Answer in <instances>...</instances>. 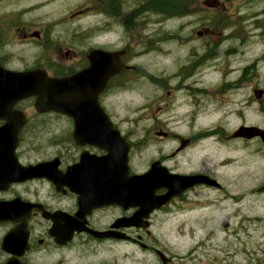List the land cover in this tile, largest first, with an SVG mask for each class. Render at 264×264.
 Wrapping results in <instances>:
<instances>
[{
    "label": "flooded vegetation",
    "instance_id": "af4514ba",
    "mask_svg": "<svg viewBox=\"0 0 264 264\" xmlns=\"http://www.w3.org/2000/svg\"><path fill=\"white\" fill-rule=\"evenodd\" d=\"M158 2L95 0L85 6L86 10H100L105 19L113 18L122 8L135 5L132 9L148 11L153 4L161 5L167 16L169 5L165 0ZM176 6L180 17H199L201 28L194 36L164 35L165 46L171 39L180 46L193 43L187 50L191 63L174 73L163 74L167 106L162 120L164 127L142 132L140 138L123 131L105 106L106 97L112 92L128 91L136 72L128 45L117 47L95 42V37L104 34L100 31L91 34L89 46L78 54L73 46L64 47L62 42L57 46L51 25L41 27L0 19V65L6 70L43 68L51 76H71L91 65V51L98 48L123 50V60L129 65L109 76L98 98L124 138L120 145L127 146L125 177L117 173L118 164L109 160L107 164L99 162L108 151L89 143L77 145L71 117L56 111H39L35 98L17 101L14 114L0 116V128L10 127L8 138H0V264H185L161 240L164 233L160 235V231L170 218L194 212L203 218L211 217L216 214L213 205L218 198L240 203L246 194L263 197L264 184L250 186L242 192H234L231 183L224 185L225 180L218 176L216 158L209 150L217 144L229 147L240 144L242 149L252 143L264 147L259 136L233 137L241 126L264 128V124H249L248 117L239 114L237 117L242 122L231 127V97L239 95V87L245 85V104L249 102L246 72L250 66L232 65L233 59L241 57L250 47L246 35L231 19H218L215 16L218 9L210 5L212 12H206V5L201 7L197 0H179ZM168 19L169 16L165 20ZM77 41L85 44V39ZM205 70L218 72L219 81L207 82ZM234 74L236 79L230 78ZM47 117L50 121L67 120L66 147L58 149L54 142L47 151L35 145L36 123H44ZM184 120L190 122L188 133L176 130L171 124ZM150 140L155 153L145 156L141 151ZM192 148L199 155L196 164L188 155ZM39 164L44 168L31 170ZM228 164L231 163L221 165ZM153 166L157 173L166 175L165 179L152 184L137 179ZM171 175H196L205 179L190 180L187 184ZM224 216L228 217L227 230H231L234 214ZM240 218L235 232H247L249 223L264 221L259 215L246 214ZM245 264H264V260Z\"/></svg>",
    "mask_w": 264,
    "mask_h": 264
},
{
    "label": "rangeland",
    "instance_id": "374dc122",
    "mask_svg": "<svg viewBox=\"0 0 264 264\" xmlns=\"http://www.w3.org/2000/svg\"><path fill=\"white\" fill-rule=\"evenodd\" d=\"M93 1L95 0H0V19L40 24L41 27L51 25L57 46L61 45L60 42L64 43V47L73 46L78 54L89 46L91 34L100 31H104V34L100 38L95 37V42H105L117 47L128 45L131 48V62L137 66L136 72L129 82L127 92H112L106 97V110L123 131L139 138L142 132L162 130V120L167 110L163 74L189 67L191 60L187 50L193 44L180 46L171 39L169 45L165 46L163 37L166 34L197 35L201 28L198 21L200 18L190 15L180 17L176 6L178 0H165L169 5L167 16L161 5L153 4L148 11L144 8L132 9L135 5L122 8L118 15L105 19L106 16L100 10H86L85 3ZM197 1L201 7L206 5V12L213 11L209 5L218 9L215 14L218 19L228 18L232 24L239 25L246 35L245 40L249 42L247 52L232 61L235 67L247 64L250 67L246 72L249 102L248 105L245 104V85L239 87V95L231 97V127L242 122L237 117L239 114L246 115L249 124H264V0ZM168 16L169 19L165 20ZM78 38L85 39V44L77 41ZM164 49H168L167 52ZM205 71L207 82L219 81L218 72ZM236 77L237 74L230 76L232 79ZM255 89L263 90L261 99L256 98ZM171 124L176 130L186 133L190 128L187 120ZM68 126L64 118L50 121L47 117L44 123H36L35 145L47 151L54 142L58 149L66 147ZM151 142L148 141L141 151L145 156L155 153ZM209 150L216 158L219 178L225 180L224 185L231 183L234 192L248 191L250 186L264 184V147L252 143L242 149L240 144L230 147L217 144ZM188 155L192 157L194 164L198 163L199 155L195 148L188 150ZM227 157L229 159L224 161ZM222 162L231 164L222 166ZM259 197L260 194H246L240 203L218 198L213 205L217 208L216 214L211 217L203 218L196 212L186 216L177 214L160 231V235L164 233L161 240L185 264H245L255 262L256 259L264 260V221L249 223L247 232H235L240 216L259 215L264 219V195ZM229 213L234 214L231 230L221 225L223 216Z\"/></svg>",
    "mask_w": 264,
    "mask_h": 264
},
{
    "label": "water",
    "instance_id": "95a60500",
    "mask_svg": "<svg viewBox=\"0 0 264 264\" xmlns=\"http://www.w3.org/2000/svg\"><path fill=\"white\" fill-rule=\"evenodd\" d=\"M122 55V51L108 52L94 49L91 51V65L88 69L73 76L60 78L50 77L42 69L14 72L0 67V116L14 114L13 106L18 100L34 96L38 110H56L72 117L77 145L90 143L104 148L109 154L101 157L99 162L107 164L109 160L118 164L117 173L121 172L125 177L128 171L127 146L120 145L119 141H124L123 137L113 127V123L98 103V94L109 76L127 67ZM104 77L105 80H102ZM262 92V90H257L256 96L260 98ZM23 121L22 118L21 123ZM9 132L10 127L7 125L0 128V138L7 139ZM237 135L246 137L259 135L264 141V129L255 126H243L235 133V136ZM14 145L12 144V147ZM42 168H44L43 165L39 164L31 170L39 171ZM123 177L121 180H125ZM137 178L139 181L143 180L152 184L157 180L165 179V175L157 173L153 167L148 173L137 176ZM176 178L185 180L187 184L190 180L204 179L192 176ZM102 186L106 187L105 184Z\"/></svg>",
    "mask_w": 264,
    "mask_h": 264
}]
</instances>
